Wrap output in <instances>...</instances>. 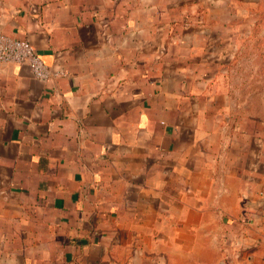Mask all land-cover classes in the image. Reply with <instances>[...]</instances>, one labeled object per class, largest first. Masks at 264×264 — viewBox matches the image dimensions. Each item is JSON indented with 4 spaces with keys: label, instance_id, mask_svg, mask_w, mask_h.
Masks as SVG:
<instances>
[{
    "label": "crops",
    "instance_id": "1",
    "mask_svg": "<svg viewBox=\"0 0 264 264\" xmlns=\"http://www.w3.org/2000/svg\"><path fill=\"white\" fill-rule=\"evenodd\" d=\"M212 3L0 0L57 73L0 63V264H264V144L225 112Z\"/></svg>",
    "mask_w": 264,
    "mask_h": 264
},
{
    "label": "rangeland",
    "instance_id": "2",
    "mask_svg": "<svg viewBox=\"0 0 264 264\" xmlns=\"http://www.w3.org/2000/svg\"><path fill=\"white\" fill-rule=\"evenodd\" d=\"M215 1L226 34H234L232 43L225 42L230 54L225 59L224 70L218 74L219 85L226 94L225 112L231 114L238 126L255 128L259 134L257 143L264 144V0ZM212 2L191 0L192 6L206 7ZM202 13L211 12L203 9ZM240 201L242 205L247 202ZM238 218L242 220L241 214Z\"/></svg>",
    "mask_w": 264,
    "mask_h": 264
},
{
    "label": "built area",
    "instance_id": "3",
    "mask_svg": "<svg viewBox=\"0 0 264 264\" xmlns=\"http://www.w3.org/2000/svg\"><path fill=\"white\" fill-rule=\"evenodd\" d=\"M0 63L27 65L33 76L42 81H47L57 75L43 61L32 43L2 33H0Z\"/></svg>",
    "mask_w": 264,
    "mask_h": 264
}]
</instances>
